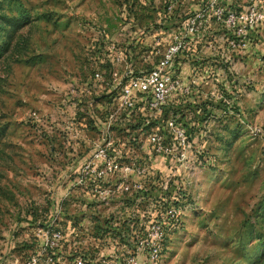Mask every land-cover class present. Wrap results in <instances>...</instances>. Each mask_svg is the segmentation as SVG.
<instances>
[{
    "label": "rangeland",
    "instance_id": "374dc122",
    "mask_svg": "<svg viewBox=\"0 0 264 264\" xmlns=\"http://www.w3.org/2000/svg\"><path fill=\"white\" fill-rule=\"evenodd\" d=\"M178 37L192 91L177 113L203 168L189 176L197 188L182 167L158 179L181 185L184 201L161 264H264V0H0V264H75L87 235L105 257L125 253L108 240L116 221L152 207L103 205L112 225L93 214L76 172L100 134L90 103H105L85 87L105 45L130 53L141 76ZM55 227L65 240L51 251Z\"/></svg>",
    "mask_w": 264,
    "mask_h": 264
},
{
    "label": "built area",
    "instance_id": "2783aa9c",
    "mask_svg": "<svg viewBox=\"0 0 264 264\" xmlns=\"http://www.w3.org/2000/svg\"><path fill=\"white\" fill-rule=\"evenodd\" d=\"M194 24V20L187 23L191 34ZM188 46L185 39H174L154 67L141 76L135 75L130 53L122 52L117 44L103 47L107 55L100 52L95 63L97 69L86 84L85 93L90 96L95 93L93 101L103 98L105 105L100 108L99 103H90L92 126L100 134L92 141L90 154L76 172L78 185L96 204L93 209L96 217L101 215L96 212L110 203L126 205L128 210L130 200L138 206L151 205L152 211L139 213L136 219L127 214L116 221L123 229H115L114 239L108 237V240L124 245L125 253L117 255L114 251L105 257L100 247L103 240L87 235L90 250L79 252L75 264L162 263L166 226L181 222L184 201L178 196L181 185L171 181L164 186L158 179H164L166 173L181 177L182 167L188 184L197 188L198 180L194 184L189 176H197L198 167L203 168V162L198 164L190 130L180 123L177 113L179 99L192 91L191 83L182 78L180 67ZM166 115L170 119L165 122ZM33 118L39 117L33 115ZM99 218L102 224L112 225L108 222L111 217ZM44 235L45 246L51 251L65 240L57 227ZM40 257L34 255L24 264H40Z\"/></svg>",
    "mask_w": 264,
    "mask_h": 264
},
{
    "label": "crops",
    "instance_id": "0c3cea01",
    "mask_svg": "<svg viewBox=\"0 0 264 264\" xmlns=\"http://www.w3.org/2000/svg\"><path fill=\"white\" fill-rule=\"evenodd\" d=\"M87 155H89V154H87ZM62 260H65V261H66V258H63V257H62Z\"/></svg>",
    "mask_w": 264,
    "mask_h": 264
},
{
    "label": "trees",
    "instance_id": "16d2710c",
    "mask_svg": "<svg viewBox=\"0 0 264 264\" xmlns=\"http://www.w3.org/2000/svg\"><path fill=\"white\" fill-rule=\"evenodd\" d=\"M184 126H186V125H184ZM188 128V127H187ZM189 129V128H188ZM190 130V129H189Z\"/></svg>",
    "mask_w": 264,
    "mask_h": 264
}]
</instances>
